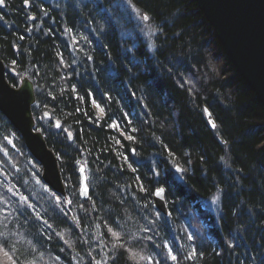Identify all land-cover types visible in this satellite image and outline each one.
<instances>
[{
	"label": "trees",
	"instance_id": "1",
	"mask_svg": "<svg viewBox=\"0 0 264 264\" xmlns=\"http://www.w3.org/2000/svg\"><path fill=\"white\" fill-rule=\"evenodd\" d=\"M133 3L157 29L152 38L155 52L142 26L126 11L125 0H30L31 7H25L24 0H5L0 7V55L7 79L15 88L25 77L34 84L36 130L58 158L72 200L57 205L50 198L41 165L0 112V193L9 197L6 185L28 196L52 225L42 229L43 221L24 224L12 217L7 222L0 214V234L7 232L16 249L5 247L9 256L0 251V264H11L9 257L23 264L31 259L33 247L44 252L38 264H57V256L59 264H94L91 256L103 257L107 264H147L139 254L165 264V242L178 257L167 264H264V106L229 60L195 0ZM80 35L89 41L75 46L83 52L73 46ZM85 53L93 59L87 60ZM61 59L71 67H63ZM77 95L84 99L74 98ZM92 98L105 109L103 115ZM125 113L131 125L123 119ZM113 120L120 121L124 136L108 127ZM130 127L137 131L130 132ZM129 134L134 141L125 138ZM118 152L136 172L120 167L125 160ZM177 166L183 172H177ZM80 167L88 177V200L81 198ZM160 187L165 189L168 217L154 207L152 193ZM215 196L220 198L214 202ZM117 223L127 242L114 262L109 259L112 238L107 227L121 231ZM144 227L152 231L145 233ZM189 234L194 241L187 240ZM126 248L137 258L130 259ZM193 248L196 254L185 259Z\"/></svg>",
	"mask_w": 264,
	"mask_h": 264
},
{
	"label": "water",
	"instance_id": "2",
	"mask_svg": "<svg viewBox=\"0 0 264 264\" xmlns=\"http://www.w3.org/2000/svg\"><path fill=\"white\" fill-rule=\"evenodd\" d=\"M195 1L214 29L229 60L264 106V0ZM35 104L34 84L25 77L20 87H13L7 79V69L0 55V112L22 136L27 150L41 165L44 184L64 197L67 196L66 188L58 158L49 149L43 134L36 130L33 116ZM49 117L47 114L46 118ZM206 118L211 126L210 122H214L212 115L206 114ZM80 183V193L85 184L89 188L85 171L80 173ZM81 198L88 200L82 194ZM154 207L165 217L169 216L165 192L160 197L154 196Z\"/></svg>",
	"mask_w": 264,
	"mask_h": 264
},
{
	"label": "snow or ice",
	"instance_id": "3",
	"mask_svg": "<svg viewBox=\"0 0 264 264\" xmlns=\"http://www.w3.org/2000/svg\"><path fill=\"white\" fill-rule=\"evenodd\" d=\"M92 2H95V0H92ZM24 5H25V7H31L30 0H24ZM3 6H5V0H0V7H3ZM84 7H87V5H84ZM124 7H125V9L129 15L135 17L138 24H140L142 26L141 30L144 31L145 34L149 38L155 37L157 35V29L155 27H153L150 23H148V21L150 20L149 15H147L146 13H142L138 8H136L135 4L133 3V0H125ZM42 11H44L45 15H47L46 9H44ZM27 19L30 21H36L37 17L36 16H28ZM51 31L52 30L49 29V32H51ZM65 31H68L69 33H71L73 31V29H65ZM159 34L163 35L162 28L160 29ZM20 39H24V37L21 36ZM81 41H83L84 44L89 43L86 36L80 35V39H75V38L73 39V46L75 47L76 45H80ZM149 47H150L151 51L155 52L156 45L154 42L152 44H150ZM17 50L19 51V49H17ZM75 50L77 52H83L84 51L83 47H75ZM85 56H86V59L89 61H91L93 59V57L91 55H87V53H85ZM72 63L74 64L75 61L73 60ZM13 64H15V61H13ZM61 65L63 67H71V65L65 64L62 59H61ZM26 82H27V80H26ZM185 83L188 84L191 82L186 80ZM72 91L76 92V85L72 86ZM191 91H192V89L189 88V92H191ZM88 95H89V97H91L92 94L89 92ZM74 98L80 99V100L84 99V97L79 96V95H77ZM92 103L95 104V106L99 109L101 115H103L105 113V109L103 107H101L100 104L96 103L94 98H92ZM79 110L80 109L78 108L77 111H79ZM204 112L206 114H208L209 116L211 115V113L208 112L207 108L204 109ZM45 115H47V114H45ZM40 119H44V117L42 116V117H40ZM123 119L126 121L127 125H131L132 121H131V118L128 116L127 113H125L123 115ZM210 123H211L212 128H216L215 122H210ZM55 127L56 128L61 127L59 121L55 122ZM108 127L111 129L119 131L122 136L125 135L124 132L120 128V121L119 120H113L111 123H109ZM64 131L67 132L66 129ZM129 131L130 132H136L137 129L130 127ZM67 135H68L69 139H72V133L71 132H68ZM125 138L128 141H134L135 140V136L130 135V134L126 135ZM5 139H7V137H5ZM8 142L10 144L12 143L11 140H9ZM116 143L119 144L120 141L117 140ZM222 143H224L226 145L227 141H222ZM13 147H15L14 144H13ZM130 151L133 154L135 153V149H131ZM6 154L7 153L5 152V155ZM117 155H119L121 157V159L125 160V165H121L120 166L121 168H124L126 166L127 168L131 169L132 172L137 171L136 168L132 167V164L127 163V157L126 156H124L122 153H119V152L117 153ZM221 160H224V157H221ZM224 162L227 165V161H224ZM77 163H79V162H77ZM2 171H3V169L0 168V172H2ZM84 171H85L84 167L79 168L80 173H83ZM176 171L177 172H183V169H180L177 166ZM4 175L6 176L7 173H4ZM154 175H158V173H154ZM135 179L138 183H140V190L145 191V189L143 188L142 182L139 181V177L137 176ZM37 182H39V181H37ZM0 185H4L3 180H0ZM5 191L7 193H9L10 195L8 198H5L4 194L0 193V204L4 205V208L0 209V214L3 215L4 221L10 222L9 217H12V219H15L17 221H19L22 218L24 224H29V223L35 224L36 221H43V223L41 225L42 229H51L52 228V225L49 224L47 220H43V217L40 215V213L36 211L35 205L30 202L28 196H24L23 194L15 191L13 187H8L6 185H5ZM217 191L220 192V191H222V189L218 188ZM88 192H89V188L85 184L83 186V192L81 194L84 195L85 197H87L88 199H91V197H88ZM164 192H165V189L163 187H160L158 189H155L153 191L152 195H154L155 197H160L161 194ZM61 195H63V194H61ZM61 195H57L55 192H52L50 198L54 199L57 202V205H59L61 202L64 204H69V205L72 203V200L70 198H68L67 196H64L63 200H61ZM18 196L20 197V199H15ZM219 198H220L219 196H215V197H213V201L215 202L216 200H219ZM13 204L17 205V207L13 208L12 207ZM80 207L83 208V205L81 204ZM29 209L32 210L31 213L28 211ZM13 212H15V216H12ZM33 213L35 214L34 217H33ZM64 215L67 216L68 213H64ZM169 215H170V213H169ZM159 216H160V213L157 212L156 217H159ZM74 223H75V221H74ZM154 223H155V220L149 221L150 225L154 224ZM104 224L107 225L106 220L104 221ZM7 226H8V224L5 223L4 227L7 228ZM117 228H120L121 231H116L110 226L107 227V231L112 238V245H111L112 255H111V257H109V259H112L114 262L117 259V253H118L119 249L125 248V244L127 242L124 239V236L122 234L123 233V226L120 225L119 223H117ZM142 231L147 233V232L152 231V228L151 227H144L142 229ZM57 235H59V234L57 233ZM48 238L49 239L52 238V233H48ZM60 239L64 240L63 236H60ZM129 239H131V238H129ZM146 239L151 241L153 239V237L148 236V237H146ZM187 240L194 241V236L191 234L187 235ZM36 243L39 244L40 241L37 239ZM64 243L68 244V241L64 240ZM154 246L156 248L160 247L159 244H155ZM228 246L230 248L236 247L235 244H229ZM5 247L16 250L15 245L9 239V235L7 232L0 234V251H3L5 256H9V252L5 250ZM69 247H71V245H69ZM163 247L167 249V256L163 257V259L165 260V264H167L168 259H170L173 262H176L178 257H177V255L173 254L172 248L168 245L167 242L164 243ZM61 251H63V249H61ZM125 251H127L129 253L130 259H136L137 258V253L134 252L131 248H126ZM36 253H39V255L37 256ZM195 254H196V250H195V248H193L192 253L189 255H186L184 258L190 260L192 258V255H195ZM29 255L31 256V259H26L23 262V264H38V260H42L44 258V252L39 251V249H37L36 247L31 248ZM105 255H107V253H105ZM89 256H91V252H89ZM9 258L11 260V264H17V261L15 259H12L11 257H9ZM138 258H139V260L146 261L147 264H154L153 256H151V255L145 256L143 254H139ZM91 259L94 262V264H107V260L104 259L103 257L100 260H97L95 256H91ZM54 260L57 262V264H59L60 258L58 256L54 257ZM251 260L253 262H255L256 257L255 256L251 257ZM155 264H159V260H156Z\"/></svg>",
	"mask_w": 264,
	"mask_h": 264
},
{
	"label": "rangeland",
	"instance_id": "4",
	"mask_svg": "<svg viewBox=\"0 0 264 264\" xmlns=\"http://www.w3.org/2000/svg\"><path fill=\"white\" fill-rule=\"evenodd\" d=\"M145 36L147 38V41H148L149 45L152 44L153 43V39H152L153 37L149 38L146 34H145Z\"/></svg>",
	"mask_w": 264,
	"mask_h": 264
}]
</instances>
